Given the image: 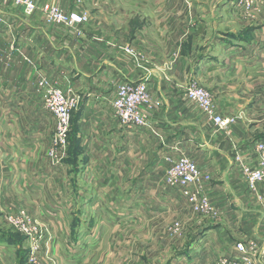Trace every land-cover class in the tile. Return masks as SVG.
I'll use <instances>...</instances> for the list:
<instances>
[{"label":"crops","instance_id":"crops-1","mask_svg":"<svg viewBox=\"0 0 264 264\" xmlns=\"http://www.w3.org/2000/svg\"><path fill=\"white\" fill-rule=\"evenodd\" d=\"M62 3L89 15L80 32L0 0V254L28 249L29 239L19 241L5 220L7 212L25 210L47 223L53 264H90L86 257L101 247L108 225L102 209L121 208L119 223L129 217L140 230V212L128 207H140L144 199L134 195L155 185L173 145L210 173L216 215L183 213L175 219L183 221L177 243L165 229L171 210L162 215L163 230L156 228L162 220L145 217L155 226L145 235L142 256L136 246L137 264H220L242 256L235 245L249 240L264 253V200L247 194L233 160L240 153L256 164L254 147L264 140V118L255 119L264 112V6L244 11L234 0ZM40 79L78 99L68 137L54 154L57 122L41 102ZM139 81L147 83L153 102L147 124L128 128L114 109L115 93L124 82ZM193 82L214 96L222 115L236 118L228 131L216 130L186 97ZM259 186L262 200L264 182ZM111 192L132 198L109 199ZM258 258L253 264H264V255ZM40 260L45 264L43 255Z\"/></svg>","mask_w":264,"mask_h":264},{"label":"built area","instance_id":"built-area-1","mask_svg":"<svg viewBox=\"0 0 264 264\" xmlns=\"http://www.w3.org/2000/svg\"><path fill=\"white\" fill-rule=\"evenodd\" d=\"M5 1H12L23 6L28 15L39 13L46 23L65 25L77 29L78 32L89 21V15L86 12L65 10L55 1L47 0L41 3L37 0ZM254 2L255 0H240L238 3L244 11H249ZM36 86L46 111L52 114L57 122L51 149V153L54 154L55 146L64 144L68 137L72 112L77 107L78 99L46 79L38 80ZM186 95L206 114L218 131L226 132L236 122L234 116L222 115L218 111L214 96L197 82L190 84ZM152 99L145 81L124 82L116 90L113 106L125 127L137 129L147 124V110L152 106ZM254 148L259 156L256 164L248 163L240 153L234 154V160L250 190H256L259 184L264 182V140L257 142ZM169 162L171 166L166 170L167 186L180 190L187 197L191 209L196 214L215 216L216 212L207 191L211 183L210 173L200 168L195 160L183 152H179L174 158L172 155L169 156ZM5 220L26 235L29 240L41 239L43 242L41 254L33 261L34 264H42L40 255L42 253L45 256L50 255L52 250L51 239L45 235L47 233L45 224L33 219L25 210L7 212ZM237 250L243 254V264H253L251 258L257 253L256 242L240 243L237 245Z\"/></svg>","mask_w":264,"mask_h":264},{"label":"rangeland","instance_id":"rangeland-1","mask_svg":"<svg viewBox=\"0 0 264 264\" xmlns=\"http://www.w3.org/2000/svg\"><path fill=\"white\" fill-rule=\"evenodd\" d=\"M39 1H47V0H39ZM48 1H55L58 4H60L63 1V3H62V4H64L63 6L67 7V4L69 3V1L72 2L73 0H48ZM74 1L79 2V3H83V0H74ZM238 2L240 3V0H234V3H235L234 5L237 8L244 10L241 7V4L239 5ZM260 4H262V6H264V0H255L254 5L251 8V10ZM60 6H61V4H60ZM186 97H187V95H186ZM41 102L44 106V103L42 100H41ZM259 116L260 117L263 116V118H264V112L263 113L259 112V114H256L255 119H258ZM51 117L55 120V118L52 114H51ZM262 128H264V127H262ZM262 128H260V129H262ZM256 130H259V129H256ZM259 137H261V136H259ZM165 152H166V154L163 157V159H164L163 164H160L161 166L159 167L160 173H157L156 178H155V185L152 186L149 189V191H141L139 195H137V193H136V197L134 195V199L137 197H139L140 199H144L141 201L140 207H135V206L134 207H131V206L128 207V209L129 210L132 209L133 212L137 211V210L140 212V221H141L140 230L135 229V227L133 228L131 218H129V217L124 218V219L128 220V223H125V222L119 223L120 221H122L120 219L122 216L120 217V214H119V212L121 213V211H120L121 208L119 209L116 206L112 205V206L105 207L103 209L98 208V210L95 212V214L100 215L101 209L103 211H105V213L108 216V225H106L107 227L105 228V230H103L102 236L104 237V239H102L101 247L96 244L95 248L92 249L91 254L86 257L90 264H99V263L107 264V262H109V264H114V261H117V263L120 264L121 260L128 261V264H131V263L137 264L138 257L140 255L138 253L137 254L134 253L135 250L137 249L136 246L137 245L139 246V253L141 252V256H142L143 250L145 251L144 247H147L148 246L147 244H149V241L145 237V235L149 231V226L150 227L155 226L153 223L151 225L148 224L147 219H144V218L145 217H151V218L154 217L153 219L154 220L156 219L155 220L156 222L162 220L161 223H156L158 225V227H156V228L158 230H163L164 217H162V215L164 214V212H167V210L172 211L170 213L171 215L168 214L169 221L171 223L167 224V225H169V227L166 225V228L165 227L164 228L167 229V231L169 233V234H167V236L169 238H171L172 241H174L176 243L179 242L178 239H179V236L181 234V229L183 228V221L175 220V219H180V217H182L181 215H183V213L185 214L187 212L189 213L188 215L190 216V212H192L193 210L187 206V204H189V201H188L187 197L180 192V190L167 186V171L166 170H168L171 166V163L169 162V156L172 155L173 158H174V156L177 157L178 153L181 152L180 147L173 145L172 147H169L168 150ZM234 165L237 166L235 160H234ZM246 191H247V194L249 192V194L252 195V197L255 198L259 203H261L264 200V199L260 200L261 197H259L260 186H258L256 190H250L247 187ZM121 193H124L123 198H125V199H131L132 198L131 192H120V193L111 192L109 194L108 198L114 199L116 197L121 196ZM171 200H174L177 203L183 202V204H182L183 207L180 210H179V208H171L170 209L167 206V204H169L168 202ZM147 202H149L153 207H148ZM193 213H195V212H193ZM28 215L30 216V214H28ZM166 216H167V214H166ZM197 216H199V214ZM32 218L38 220L41 224H45V228L47 229V223H45V221H43L39 218H34V217H32ZM117 218H119L120 220ZM173 220H175V221H173ZM203 220H204L203 223L209 222L206 219H203ZM7 224L9 226V228L11 229L12 233H14L15 237L19 241H21V240L27 241V239H29V238H27L26 235L19 232L12 225H10L9 223H7ZM45 228H44V231L46 230ZM121 230H124V231H121ZM122 232H123V236L121 237L118 235V233H122ZM250 241H254L257 244V253L253 257V263H254V258L257 259L258 257L260 258V256L262 254L264 255V253L261 250V247L257 241L249 240L247 242L246 241L245 242H239L235 246L237 248L238 244H240V243L246 244ZM41 244L43 246V242H41V239L37 238L36 241H33L31 239L29 240V245H27L28 249H26V251L20 250V252H16L14 248L13 249H7V250L4 249L3 252L0 254V261H1L0 264H2V261L4 262V264H34V261H33L34 258H37V257L39 258V254H41ZM39 246H40V248H39ZM97 248H100V250L97 251ZM118 250L123 251V253L125 252V254L122 255V253H120ZM105 251H106V254L103 255ZM133 253L135 254V258H132ZM42 255H43V253H42ZM175 255H176V252H175ZM240 255H242V256L238 257L237 259L227 258V259H223V261H219V263L220 264H243V259H242L243 254L240 253ZM43 256L45 257V264H53V260H55V256H53V254L50 253V255H46V256L43 255ZM217 257L218 256H216L215 260L217 259ZM98 260H100V262ZM83 262H84V260H83ZM138 264H141V263H138ZM157 264H160V263H157Z\"/></svg>","mask_w":264,"mask_h":264}]
</instances>
